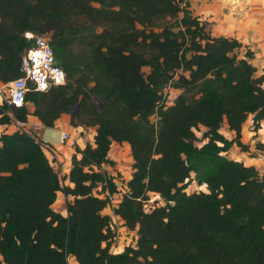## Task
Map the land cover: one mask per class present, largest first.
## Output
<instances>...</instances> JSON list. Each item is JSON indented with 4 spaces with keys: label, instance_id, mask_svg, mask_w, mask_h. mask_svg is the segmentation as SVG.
<instances>
[{
    "label": "trees",
    "instance_id": "1",
    "mask_svg": "<svg viewBox=\"0 0 264 264\" xmlns=\"http://www.w3.org/2000/svg\"><path fill=\"white\" fill-rule=\"evenodd\" d=\"M208 24L184 0H0V82L19 76L34 44L25 32L48 34L65 78L29 87L20 107L2 100L0 124L25 123L31 104L44 127L69 110L71 126L95 127L91 144L74 146L71 187L45 156L49 145L24 130L0 134V264H68L69 255L78 264H264V169L223 155L232 145L247 151L248 115L255 132L264 120V70ZM166 86L181 91L170 105ZM111 141L126 142L132 157L114 211L136 241L118 253L107 200L92 194L97 182L116 193L102 167ZM190 180L206 190L185 193ZM57 191L72 197L64 214L51 207ZM149 193L166 202L145 211Z\"/></svg>",
    "mask_w": 264,
    "mask_h": 264
},
{
    "label": "crops",
    "instance_id": "2",
    "mask_svg": "<svg viewBox=\"0 0 264 264\" xmlns=\"http://www.w3.org/2000/svg\"><path fill=\"white\" fill-rule=\"evenodd\" d=\"M184 1L187 3V9L193 12V16L209 23L208 28L211 34L234 37L244 45L245 48L252 51V65L259 71L264 69V0ZM27 111L28 114L25 123L18 126L15 125L13 121L8 124H0V134L11 133L16 130H24L34 135L37 140L49 145L59 161V168L58 170H55L58 172V175H60V184L71 187L72 183L68 181L67 174L70 168V157L74 152V146L72 144L74 143L79 149H82L86 143L91 144L95 127L88 128L87 131H85L84 128H78L80 131L79 133L82 134L74 139V142L61 144L58 140L59 133L61 131L69 132L68 130L71 132L72 129L69 123L70 116L68 113L60 114L52 127H44L39 123L37 118L32 115L33 105L28 104ZM244 123L241 126L240 132V142L242 144H246L245 139L246 134L248 133L253 134L252 136L254 140L264 139V120L260 122V127L256 132L253 130L250 131L251 117H247ZM259 132H262V134ZM228 135L233 136V133L229 131ZM120 148L124 150V156L127 158L124 159V163L121 165V167H124L120 169L126 172L127 177L124 176V179L127 181L130 178L132 171V157L128 144L126 142L117 143L111 141L106 157L115 163L118 161L120 163L122 159L120 158ZM232 148L233 150L235 148L237 149L235 145H232L229 150L224 153L226 157L242 161L243 165L253 166L259 172L264 169V155L262 152L256 157H248L247 151L237 150V152H235V157L229 155ZM45 156L49 159V154H47V152H45ZM76 157L79 158V154H76ZM127 166L128 168L124 169ZM123 171H121V174L124 175ZM56 195L57 197L51 207L56 212L64 214L66 211L65 202L71 200L72 197L70 195H64L61 191H57ZM67 262L68 264H78L71 255L67 257Z\"/></svg>",
    "mask_w": 264,
    "mask_h": 264
},
{
    "label": "rangeland",
    "instance_id": "3",
    "mask_svg": "<svg viewBox=\"0 0 264 264\" xmlns=\"http://www.w3.org/2000/svg\"><path fill=\"white\" fill-rule=\"evenodd\" d=\"M191 12V15H193V12ZM200 21H204L202 19H199ZM48 35V34H47ZM243 52V49L240 50V53ZM264 70V69H263ZM142 71L143 73H146L147 72V68L146 67H142ZM0 84H2L0 82ZM4 90V87L1 88V91H0V103L1 101L3 100L2 98V91ZM181 91L179 89H176V88H173V87H170V86H166L164 89H163V99H164V102L166 105H170L172 102H173V99L180 93ZM69 116H71V113H69ZM248 117H251V115H248ZM245 124V123H244ZM93 127V126H91ZM91 127H84V130L87 131L88 128H91ZM71 132L70 130H68L70 133V139L65 142V143H72L74 142V139H76L78 136H80V134L82 133H79V129L78 128H75L73 126H71ZM193 130V133L194 135L196 136V139L197 141L195 142L196 146L197 147H200L205 139L202 138V135H201V132L205 130V128H203L202 126H197L195 129H192ZM252 131V130H250ZM219 132L221 133L222 136H224L225 138L229 139L230 137H232L231 135H228V128H227V125H226V122L223 120L220 124V127H219ZM244 132H245V129H244ZM260 134H262V132H259ZM253 134L251 133H248L246 134V139H245V143L247 144H244L247 146V156L248 157H256L257 155L260 154V151L262 152L263 154V150H264V143L258 141V140H254L253 139ZM73 146H75V144L73 143L72 144ZM231 147V146H230ZM229 150V149H228ZM237 150H240L239 148H235L233 150L232 148V151L230 150V154L229 155H233L236 157V154L235 152H237ZM121 152V161L119 163L118 162H110L109 164H104V175L105 177H111L110 175H108L109 173H112L113 174V177H114V182H115V191L117 194V196H115V200L114 201H107V207L105 211V213H109L110 216L112 217L111 221H110V230L112 231L113 235H112V239H111V244L110 246L111 247H114L116 249H121V251H123L124 249L126 248H132V247H135V241H136V233L134 231H131V230H128L126 227L123 226L122 222L119 221V218L115 217V211H114V206H115V202L118 200L119 197L122 196V194L127 191V186H126V179H124V176L127 177V174L125 171L123 170H120L122 169V166L121 165L124 163V159H127L125 158L126 156H124V150L120 148L119 150ZM127 151V150H126ZM127 153V152H126ZM264 155V154H263ZM244 158V157H243ZM49 159H52L51 157V154H49ZM111 161V160H110ZM52 162V161H51ZM126 163V162H125ZM121 167V168H120ZM128 166L124 169H127ZM121 171H123L124 175L121 174ZM102 173V170L100 171ZM132 172V171H131ZM191 178L193 177V174L191 173L190 174ZM205 191L206 188L203 186V185H197L196 182L194 180H190L187 185L185 186V188L183 189V191L187 194L191 193V192H198V191ZM105 192V186H103L102 184L100 183H96L95 184V187L92 189V194H95L96 195H99L100 193H103ZM148 198H149V205L146 209L147 210H150L151 207H157V206H161V205H164V203L166 202L164 199H162L161 197L159 196H156L154 193H149L148 194ZM114 211V212H113Z\"/></svg>",
    "mask_w": 264,
    "mask_h": 264
},
{
    "label": "built area",
    "instance_id": "4",
    "mask_svg": "<svg viewBox=\"0 0 264 264\" xmlns=\"http://www.w3.org/2000/svg\"><path fill=\"white\" fill-rule=\"evenodd\" d=\"M24 37L33 38L34 44L31 48L24 51L20 57L18 67L19 76L0 84V91L4 87L2 91L3 101L13 107H20L24 104V94L29 87L34 91H45L49 86L62 85L65 80L62 69L53 60L52 51L48 43V35L45 33L34 36L29 32H25ZM13 122L17 126L21 124L18 121ZM69 139L70 134L67 131H61L59 133L58 140L61 144L67 142ZM47 153L51 154L52 159L50 161H52L53 167L58 170L59 161L57 156H55L51 149ZM117 194H108L105 189V192L96 196L101 198L105 197L107 201H114ZM155 195L158 196L157 194ZM147 201L149 202V198ZM148 202L143 204L145 211H148L146 208L150 206ZM110 250L111 253H116L121 249L110 246Z\"/></svg>",
    "mask_w": 264,
    "mask_h": 264
},
{
    "label": "clouds",
    "instance_id": "5",
    "mask_svg": "<svg viewBox=\"0 0 264 264\" xmlns=\"http://www.w3.org/2000/svg\"><path fill=\"white\" fill-rule=\"evenodd\" d=\"M65 79V78H64ZM258 141H260V142H262V141H264V139H262V140H260V139H258ZM228 151V150H227ZM261 152V151H260ZM225 153V152H224ZM224 153H223V155H224ZM48 154V153H47ZM263 154H264V150H263ZM58 173V172H57ZM59 177H60V175H59ZM204 186V185H203ZM202 191V190H201ZM155 194V193H154ZM121 251V250H120ZM119 251V252H120ZM116 253H118V252H116Z\"/></svg>",
    "mask_w": 264,
    "mask_h": 264
},
{
    "label": "water",
    "instance_id": "6",
    "mask_svg": "<svg viewBox=\"0 0 264 264\" xmlns=\"http://www.w3.org/2000/svg\"><path fill=\"white\" fill-rule=\"evenodd\" d=\"M74 112L75 111L69 110V113H71V116H74Z\"/></svg>",
    "mask_w": 264,
    "mask_h": 264
}]
</instances>
